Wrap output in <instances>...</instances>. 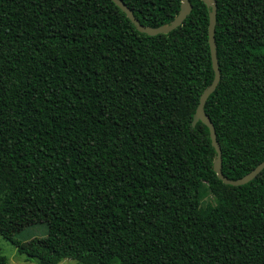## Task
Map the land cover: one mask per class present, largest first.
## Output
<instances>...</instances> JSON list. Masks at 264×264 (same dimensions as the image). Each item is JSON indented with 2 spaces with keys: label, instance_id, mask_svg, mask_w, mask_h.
Here are the masks:
<instances>
[{
  "label": "trees",
  "instance_id": "trees-1",
  "mask_svg": "<svg viewBox=\"0 0 264 264\" xmlns=\"http://www.w3.org/2000/svg\"><path fill=\"white\" fill-rule=\"evenodd\" d=\"M123 1L152 27L182 4ZM190 1L149 35L113 0H0V235L28 260L264 264V169L224 183L193 124L215 70L211 9ZM216 1L205 111L239 179L264 161V0ZM38 223L46 237L16 238Z\"/></svg>",
  "mask_w": 264,
  "mask_h": 264
},
{
  "label": "water",
  "instance_id": "water-1",
  "mask_svg": "<svg viewBox=\"0 0 264 264\" xmlns=\"http://www.w3.org/2000/svg\"><path fill=\"white\" fill-rule=\"evenodd\" d=\"M130 18V20L135 24L139 31L147 33L149 35H158L162 33H169L172 30L176 29L183 24L185 19L191 14L193 6L190 0H182L181 10L178 16L170 23L158 27L146 26L143 25L139 19L135 16L133 10L128 7V5L123 0H113ZM207 6L211 9L210 13V26H209V35H210V45L212 52L213 67L215 70V78L212 84L205 89L203 92L200 104L197 108V111L194 116L193 124L195 125L198 121L204 122L210 129L212 142L217 151V159L214 163V170L218 174V177L226 184L238 186L248 183L253 180L260 172L264 169V161L261 162L256 168L245 176L239 179H230L226 177L222 170V149L221 145L217 138L216 128L205 111V105L209 96L217 89L219 82L221 80V70L219 66L218 54H217V43L215 37V30L217 24V1L216 0H203Z\"/></svg>",
  "mask_w": 264,
  "mask_h": 264
},
{
  "label": "rangeland",
  "instance_id": "rangeland-1",
  "mask_svg": "<svg viewBox=\"0 0 264 264\" xmlns=\"http://www.w3.org/2000/svg\"><path fill=\"white\" fill-rule=\"evenodd\" d=\"M217 197L212 192H206L203 203L216 202ZM49 227L46 223H38L26 227L23 231L17 234L16 238L20 241H28L32 238H42L48 235ZM0 255L5 256L6 264H38L36 260H28L24 254H20L10 241L0 235ZM60 264H79L76 260L65 259Z\"/></svg>",
  "mask_w": 264,
  "mask_h": 264
}]
</instances>
